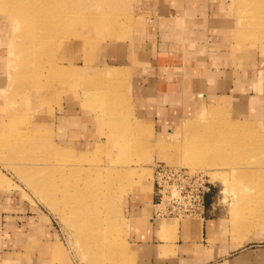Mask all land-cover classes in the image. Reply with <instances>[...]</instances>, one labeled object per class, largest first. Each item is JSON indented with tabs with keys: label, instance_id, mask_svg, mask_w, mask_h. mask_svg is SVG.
Returning <instances> with one entry per match:
<instances>
[{
	"label": "rangeland",
	"instance_id": "obj_1",
	"mask_svg": "<svg viewBox=\"0 0 264 264\" xmlns=\"http://www.w3.org/2000/svg\"><path fill=\"white\" fill-rule=\"evenodd\" d=\"M9 1H15L25 13L34 0ZM108 1L104 8L108 22L101 35L84 21L93 9L92 1L79 14L67 13L70 18L65 24L53 23L48 34L41 31V38L32 37L24 25L15 24L9 9H0V64L8 68V73L0 74L7 81L0 84V192L14 196L16 205L26 207L29 217H35L31 221L46 228L53 250L60 246L64 254L59 264H134L139 213L130 204V184L145 175L154 178L157 165H169L202 174L212 185L205 214L190 218L209 214L220 221L224 243L238 245L240 251L263 250L264 152L255 145L256 151L253 143L258 135L263 137L264 126L247 122L249 116L241 114L235 102L227 107L220 103L222 110L212 114L211 109L219 104L211 105L206 98L192 102L202 106L195 115L187 114L185 105L178 108L170 124L150 122L140 117L131 100L132 89L130 98L123 91L120 100V75L105 70L112 63L120 68L126 64L129 70L142 67L146 49L157 50L148 41L153 37L157 42L163 35L157 27L158 17H164L169 8L171 21L177 15L184 16L187 0ZM197 1L181 31L170 28V43L180 46L181 54L195 56L201 45L210 42L211 34H219L224 39L219 49L235 60L237 45L253 50L252 56L237 62L240 72L258 76L255 85L250 83L243 94L258 96L254 101L259 106L264 77L257 67L264 59V34L254 28L252 6L243 0ZM25 14L29 17L28 12ZM217 17L231 20V25L214 32ZM140 18L143 30L136 39L137 56L129 62L128 44L136 38ZM128 74L131 81L136 76ZM71 96L105 120L104 133L101 137L96 134L90 146L76 142L70 145L57 138L60 113L81 111ZM219 97L221 101L228 96ZM255 109L259 114L252 119L264 121L263 108ZM51 115L56 118L53 130L49 125ZM82 116L88 117L85 113ZM236 127L240 129L231 130ZM57 150L70 156L61 160L55 155ZM218 176L228 179L227 186L234 187L238 198ZM133 187L137 191L145 189L140 182ZM0 211V222H10L5 218L9 205L0 202ZM32 242L39 245L38 240Z\"/></svg>",
	"mask_w": 264,
	"mask_h": 264
},
{
	"label": "crops",
	"instance_id": "obj_2",
	"mask_svg": "<svg viewBox=\"0 0 264 264\" xmlns=\"http://www.w3.org/2000/svg\"><path fill=\"white\" fill-rule=\"evenodd\" d=\"M197 5V0H187V8L183 11L186 16L177 15L173 21L170 20V8L163 14L164 17H158L157 27L161 28L163 35L157 42L153 37L148 41L153 46V50L156 47L157 50L146 49L141 57L142 67L129 70L126 64L120 68L114 63L106 67V72L110 74L117 72L120 75L118 85L120 100L123 91H126L125 96L130 98L129 91L132 89L131 100L134 99L141 118L150 122L169 124L170 119L177 116L178 108L185 105H188L187 114H197L202 106L198 107L192 102L199 98H206L211 105L222 103L224 107L235 102L237 110L249 116L247 122L264 126V121L254 120V114H259L255 108L261 107L264 110V95L260 97L258 106L254 101V98L258 96L243 94L248 91L249 85H255L258 76H255L254 72H240L237 62V59H248L252 56L253 50L237 45L234 51L237 57L235 60L228 52L224 53L221 48L219 49L224 43V39H220L219 34H216L217 36L211 34L210 42L201 45L202 49L195 56L181 54L180 46L170 43V28L179 30L180 26L188 20L186 18L188 14L192 13ZM213 22V25L217 26L214 32L218 31L220 26L231 25V20L223 17H217ZM136 30V38L134 37L128 44L129 62L136 60V39L142 34V18L137 23ZM0 42H3L1 37ZM69 63L72 64V62ZM261 63V65L258 63L257 71H260L264 77V59ZM84 68H87V63ZM6 72L8 73L7 65L0 64V74H6ZM128 73L136 74L132 81ZM143 76L146 77L145 80ZM5 81L4 77H0L1 85ZM129 85L130 89L127 90ZM219 96L228 97H221L220 101ZM233 97L240 100H232ZM70 98L76 99L75 96ZM76 100L80 104L81 111L75 113L70 109L60 113L57 120L59 125L57 138L63 142H69L70 145L76 142L90 146L96 134L101 137L100 134L104 133L105 120L96 115L97 113L91 108L84 107L82 100ZM1 105L5 107L6 103ZM82 111L88 117L83 118ZM51 116L49 125L53 130L56 118ZM137 182L145 186L143 191H137L133 187ZM129 188H132L133 193L130 199L132 210L139 213L135 223V234L138 235V239L134 246L136 252L134 264H264V249L257 252L240 251L238 245L224 243L221 239L220 221L209 214L204 218L155 219L153 178L145 175L142 179L130 184ZM0 202L9 205V212L5 218L10 220L7 222L9 224L0 222V236L3 235L2 238L0 237V264H59L64 254L60 246L53 250V243L48 241L50 239L46 228L43 229L40 223L32 222L31 220H35V217H29L26 207L16 205L14 196L0 192ZM0 213L3 212L0 211ZM20 220L24 223L19 224ZM6 233L9 235L8 238L5 236ZM35 240L39 241L38 246L35 244L37 242H32Z\"/></svg>",
	"mask_w": 264,
	"mask_h": 264
},
{
	"label": "bare ground",
	"instance_id": "obj_3",
	"mask_svg": "<svg viewBox=\"0 0 264 264\" xmlns=\"http://www.w3.org/2000/svg\"><path fill=\"white\" fill-rule=\"evenodd\" d=\"M90 1H92L94 3V5L92 6L93 9L91 10V12L88 13L90 15H88V17H86V19H84V21L87 22V24L88 23L90 24V29H91V27H95L97 34L101 35L104 32L103 31L104 28L106 27V22H108V21H106V19L109 16H106L107 11H106V9H104L107 6L106 4L109 2L108 0H34V1H32V3L30 4V6L28 8H25L26 9V12L25 13L28 12L29 17H30V15L32 17H34V18L31 17L32 19L29 18V17H27V14H25L22 11V10H24V8L21 7V6H19V4H17L15 1L13 2V4H11L9 0H0V9L6 10V11H8V9H9V11L11 13L10 19L15 24H17L19 27L24 25L26 27V31H28L29 34L32 37H39V38H41V35H40L41 34L40 33L41 31H45V33L48 34L49 31L51 30V25L53 23L58 22V21L59 22L61 21V24L62 25L65 24L68 21L67 19L70 18V15L72 16L73 13L74 14L81 13L82 9L84 10L85 7L88 6L87 3L90 2ZM243 1H244V4L245 5H251L252 6V10H254V12H255L254 14L256 15V17H254L255 18V22L253 23L254 26H255L254 28L259 29V31H261V33L264 34V0H243ZM96 8H97V10H96ZM20 12H23V14L20 15L19 14ZM67 13L68 14L70 13L69 17L67 16ZM119 20H120V17H119ZM114 22L115 23H118V20L115 19ZM15 27H17V26H15ZM16 30H18V29L16 28L14 32H16ZM70 35L71 34H69V36ZM49 36L52 38L53 31H51V33H50ZM82 36H83V34H82ZM23 37H26V36H23ZM248 37H250V36L248 35ZM15 38L16 37H14L13 39H15ZM36 41H39V40L36 39ZM45 43L47 44L48 42H45ZM13 47H14V45H13ZM218 104L219 105H217V108L211 109L210 112L212 114L213 113H216L217 109H219V108H220V110H222L221 104L220 103H218ZM214 105H216V104H214ZM241 126H243V125H241ZM239 129H240L239 127H236V128L231 129V130L232 131H235V130L237 131ZM245 129H247V128L245 127ZM250 131H251V129H250ZM245 133H247V132H245ZM252 136H250V137H252ZM258 136L256 137L255 143H253V144H254V146L257 145L259 147V149H261V151L264 152V135H263V137L261 135V137H259V138H258ZM251 139H253V137ZM244 144H245V142H244ZM255 147H252V148L255 149ZM58 150H60V149H58ZM58 150H57V152H55V155L59 156V158L61 160L67 159V157L70 156V155L66 154L67 152H65V151H64L65 153L63 151L62 152H59ZM256 151H258V148H257ZM59 162H60V160H59ZM240 167L243 170L246 171V168L244 169L242 166H240ZM241 168H239V169H241ZM231 169L232 170H236L237 168L236 167H232ZM249 170L253 171L252 168H250ZM254 173L255 172L250 173V174H254ZM218 178L220 179V181H222V183L226 186V188L228 190L230 189V192H232L233 195L236 198H238L237 197L238 196L237 195V192H235V190L232 189L234 187L231 184L229 186H227V183L226 182L228 181V179L225 177L226 180H227L226 181L223 177H219L218 176ZM255 179H256V176H255ZM262 216H264V215H262ZM170 219H172V218H170ZM160 220H166V219H160ZM263 225H264V222H263Z\"/></svg>",
	"mask_w": 264,
	"mask_h": 264
},
{
	"label": "built area",
	"instance_id": "obj_4",
	"mask_svg": "<svg viewBox=\"0 0 264 264\" xmlns=\"http://www.w3.org/2000/svg\"><path fill=\"white\" fill-rule=\"evenodd\" d=\"M154 218L184 219L203 216L212 185L202 174L157 165L154 168Z\"/></svg>",
	"mask_w": 264,
	"mask_h": 264
}]
</instances>
